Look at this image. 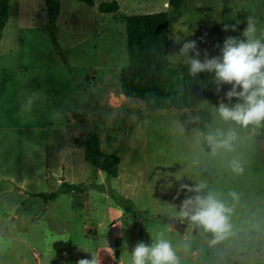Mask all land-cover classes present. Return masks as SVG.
<instances>
[{"label":"rangeland","instance_id":"obj_1","mask_svg":"<svg viewBox=\"0 0 264 264\" xmlns=\"http://www.w3.org/2000/svg\"><path fill=\"white\" fill-rule=\"evenodd\" d=\"M110 1L118 12L100 13ZM58 2L57 46L44 0H12L0 41V264H77L90 254L100 264H130L136 244L161 232L180 264H264V126L224 121L218 101L147 111L120 93L127 16L167 12L169 61L184 66L179 52L194 35L207 38L197 43L201 61L205 52L219 56L227 37L243 39L249 16L264 36V0H186L178 11L169 0ZM229 129L238 137L233 151L213 155L206 137ZM80 135L97 136L103 152L118 156L117 177L85 162L73 144ZM234 159L243 172L232 171ZM63 182L85 192L35 196ZM199 185L232 209L221 240L198 227L181 234L162 220L182 221L180 206L194 194L184 186Z\"/></svg>","mask_w":264,"mask_h":264},{"label":"clouds","instance_id":"obj_2","mask_svg":"<svg viewBox=\"0 0 264 264\" xmlns=\"http://www.w3.org/2000/svg\"><path fill=\"white\" fill-rule=\"evenodd\" d=\"M246 21L243 39L227 37L219 56L209 58L205 52L201 61V53L197 50L195 40L184 42L179 55L187 64L189 75L195 77L200 73L214 74L217 93L223 85L231 86L219 103L218 113L221 119L234 122L243 128L250 125L261 127L264 126V36L257 35L260 30L253 17H247ZM229 30L236 31V26L225 25L224 31ZM189 53L194 55L190 56ZM233 98L238 102L233 104ZM223 99H227L228 103H224ZM28 105H31V100ZM237 138L233 129L227 132L217 130L206 137L213 155L220 150L233 151ZM229 166L234 172H243L238 159L232 160ZM184 187L188 193L194 194L187 195L180 206L179 216L182 221L188 222L189 229L202 228L204 232L213 234L217 241L223 239L231 229L229 217L232 209L212 192L203 193V185ZM229 195L233 199L238 198L235 192H230ZM108 250L112 252L109 247ZM90 255V260L81 259L77 264H100L98 256ZM130 255V264H180L171 241L165 239L162 232L150 245L142 241L137 243Z\"/></svg>","mask_w":264,"mask_h":264},{"label":"trees","instance_id":"obj_3","mask_svg":"<svg viewBox=\"0 0 264 264\" xmlns=\"http://www.w3.org/2000/svg\"><path fill=\"white\" fill-rule=\"evenodd\" d=\"M12 0H0V41L2 32L9 19V9ZM88 7H93L95 0H76ZM186 0H169V6L175 11L181 9ZM47 10L49 31L52 42L57 30L56 18L60 13L58 0H44ZM100 13L114 14L118 12L116 1L102 2L98 6ZM167 12L150 14H132L125 18L126 49L128 66L120 72V93L125 98L140 100L147 111L166 109L196 108L203 101L221 102L230 85H223L217 93L214 74L200 73L189 75L188 66H174L169 61V19ZM192 40L203 45L207 38L194 35ZM239 91V89H238ZM223 102L228 103L227 99ZM238 101L233 98L232 103ZM75 147L83 151V158L89 165L103 171L108 176L117 177L120 160L114 153L102 151L100 141L94 135H80L73 139ZM85 185L61 183L59 189L51 193H37L35 196L44 201L55 200L60 194L84 193ZM121 203L128 211H133V203L123 199ZM133 208V209H132ZM132 209V210H131Z\"/></svg>","mask_w":264,"mask_h":264},{"label":"water","instance_id":"obj_4","mask_svg":"<svg viewBox=\"0 0 264 264\" xmlns=\"http://www.w3.org/2000/svg\"><path fill=\"white\" fill-rule=\"evenodd\" d=\"M165 223H167L169 226L173 227L176 229L181 234L184 233H190L193 232L195 233L196 227H193L191 229L188 228V224L185 223V221L181 220H168V219H162Z\"/></svg>","mask_w":264,"mask_h":264},{"label":"bare ground","instance_id":"obj_5","mask_svg":"<svg viewBox=\"0 0 264 264\" xmlns=\"http://www.w3.org/2000/svg\"><path fill=\"white\" fill-rule=\"evenodd\" d=\"M124 99H126L124 96H122Z\"/></svg>","mask_w":264,"mask_h":264},{"label":"crops","instance_id":"obj_6","mask_svg":"<svg viewBox=\"0 0 264 264\" xmlns=\"http://www.w3.org/2000/svg\"><path fill=\"white\" fill-rule=\"evenodd\" d=\"M167 5V3L165 4V6ZM122 96V95H121Z\"/></svg>","mask_w":264,"mask_h":264}]
</instances>
